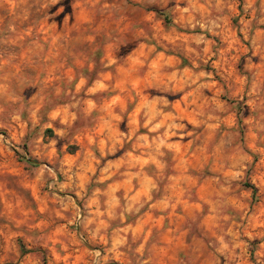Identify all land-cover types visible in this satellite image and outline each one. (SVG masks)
<instances>
[{"label":"crops","instance_id":"crops-1","mask_svg":"<svg viewBox=\"0 0 264 264\" xmlns=\"http://www.w3.org/2000/svg\"><path fill=\"white\" fill-rule=\"evenodd\" d=\"M255 1L259 2V6H264V0H244L242 7L249 8ZM21 3L18 2L17 6ZM123 7L136 13V16L123 15V11L118 10ZM191 7L198 11V24H208L213 29L219 27L220 21L226 20L220 17L204 20L207 7L194 1L183 7L180 22L192 20L189 14ZM133 8L123 3L118 7V0H104L98 10L91 9L84 18L83 22L87 23L90 31L98 29L109 37V42L104 41L103 44L102 61L106 66L114 65V70L98 73V79L85 91L89 99H86L83 107L84 113L89 115L95 112L98 119L94 128L83 132L84 136L83 133L79 134L85 148L82 160L76 163L78 155L74 159L69 155L70 158H65L58 166L66 176L64 184L60 185L54 177L50 183L54 187L53 192L49 193L51 197L58 194L61 186H65L75 189V197H72L75 201L84 194L88 183L102 184L109 181L104 189L94 188L83 205L87 213L83 231L89 234L88 243H98L102 252L98 259H92L91 252L82 248L84 258L76 259L78 243L72 234L64 233L68 239L61 248L66 253L55 256L50 264H95L96 261L99 264H111V261L118 264V260L123 262L129 259V247L126 245L129 238H133L137 244L133 256H137L138 264H264V259H248L245 253L249 242L246 235L257 234L260 229L233 220L238 215L242 220L247 216L245 200L249 198V193L242 190L236 181L244 175L246 164L250 161L249 152L262 156L259 160L261 164L254 166V172L261 173L260 168L264 164V15L256 22L251 21L250 17L240 19L245 30L251 23L256 25L248 37L247 48L242 47L233 34L226 33L225 26L214 32L228 43L226 50L234 42L240 45L241 66L230 78H226V85L233 88L232 94L236 97L242 95L246 87L249 89L248 94L253 95L248 102L251 118L245 120V137L238 141V133L233 127V114L227 104L220 100L219 83L213 79V75L205 71L194 73L186 67L180 69L181 60L169 51L181 47L188 51L184 53L186 57L191 55L190 52H196V49L202 51L201 56H192L190 60L200 57L205 61L215 55L212 63L216 68L215 73L221 75L225 71L227 53L223 50H218L217 54L213 52L212 40L203 34L185 36L166 32L160 24L153 22L152 14ZM94 11L98 12L99 17L91 15ZM229 14L233 16L234 12L230 11ZM141 24L144 26L138 28ZM122 26L131 28L130 34L135 40L144 37L149 41L154 40L156 44L140 42L120 64H115L117 59L114 49L118 47V31ZM155 28L157 31L153 32ZM40 32L44 38L55 39L51 23ZM243 39H246V35ZM95 41H90L92 50L99 44ZM157 46L161 48L158 52ZM51 55L61 56L60 48ZM88 69L91 71L93 66L88 65ZM53 72L52 69L54 75ZM86 82L82 78L78 84L84 86ZM187 87L190 89L183 92ZM149 90H157L160 94L183 93L180 98L170 102ZM103 93L107 95L99 98L98 95ZM75 106L74 103L60 106L51 111L48 117L57 120L61 126L71 124L75 116L71 108ZM124 116L127 119L126 130L119 132L118 122ZM138 120L141 123L148 121L143 126L149 132L147 135L139 133L136 126ZM196 127H201V130L196 131ZM61 131L64 130L59 127L54 132L61 135ZM127 143L130 152L119 158L105 160L107 155H113ZM157 147L163 149L156 154ZM131 151H139L143 155L133 157ZM94 152L98 156H94ZM48 153L52 156L53 148ZM103 160L98 178L93 181L92 176L96 172L94 161ZM206 165L212 173L209 177L200 174ZM46 168L51 170L49 166ZM168 170L170 174L166 176ZM2 172L11 173V170ZM42 178L41 172L38 179L28 185L31 188L42 186ZM164 180L160 188L159 183ZM133 182L137 187L134 191ZM3 185L0 181L2 201L5 193L9 192ZM192 190L194 192L190 195ZM31 193L36 199L41 197L40 193ZM118 193L128 195L124 206L119 203ZM154 194H157L156 199H153ZM146 205L147 210L133 224L126 221L132 212ZM204 207L206 213L200 220L199 230L203 237L217 242L218 250L224 253L221 259H212L207 245L193 235L187 226L188 221L194 220ZM228 210H232V216L227 214ZM51 233L47 241L39 245L49 248L50 241L60 242L53 238L56 231ZM12 237L7 228L0 226L1 250H7ZM259 245L257 254L264 258V240ZM236 248H239L238 252ZM70 256L74 259H68ZM38 263L39 259H0V264Z\"/></svg>","mask_w":264,"mask_h":264},{"label":"rangeland","instance_id":"rangeland-1","mask_svg":"<svg viewBox=\"0 0 264 264\" xmlns=\"http://www.w3.org/2000/svg\"><path fill=\"white\" fill-rule=\"evenodd\" d=\"M103 1L24 0L21 3L20 0H0V181L9 191L3 196V201L0 198V226L7 228L13 235L8 242L7 250L0 249V259H39L38 264H50L51 259H54L55 256L66 253V250L61 247L63 242L68 239L65 236L67 233L72 234L78 243L77 248L79 249L75 250L76 259L84 258L83 252H81L82 248L91 252L92 259H98L102 252L98 243H88L89 234L83 231V221L87 216L83 205L85 198L94 188L104 189L109 181L102 184L88 183L84 190L85 196L83 194L75 201L72 199L75 197V189L61 186L55 196L51 197L49 193H52L54 189L50 186L53 177L60 185L66 181V176L58 169L61 162L70 156L74 159L76 155H78L76 163L82 160L85 148L79 134L91 130L97 123V113L92 112L87 115L83 110L86 99H89V95L85 93L86 89L98 79V73L114 70V65L106 66L102 61L103 44L104 41L109 42V37L98 29L90 31L87 23L83 22L84 18L90 14V10L93 8L98 10ZM194 1L207 7L204 20H214L220 17L225 18V21L228 22V17H230L229 22L220 21L219 27L213 29L207 26L208 24H198L200 17L194 7L189 9L190 20H192L188 23L180 22L179 17L183 13V7ZM243 1L118 0V7H121V3H123L127 6L137 7L139 12L152 14L153 22L160 24L166 32H176L185 36L203 34L212 40L213 52L217 54L218 50H223L227 53L225 71L221 75L215 73L216 68L212 63L215 55L205 61H202L200 57L190 60L192 56H201L202 51L196 49V52H190L191 55L187 57L184 53L188 51H184L181 47H174L169 51L171 55L181 60L180 69L186 67L194 73L205 71L213 75V79L219 83L220 100L227 104L229 111L233 114V127L238 133V141L245 137V120L250 117L248 102L253 95L248 94L249 89L246 87L242 95L236 97L232 94L233 88L226 85V78H230L241 66L242 57L238 50L240 45L234 42L232 47L226 50L228 43L214 32H218L222 26H225L226 33L233 34V37L241 42L242 47H248V37L256 25L249 22L251 24L247 25L245 30L240 19L244 20L250 17L251 21H258V18L264 15V6H259V2L255 1L249 8L242 7ZM18 2L21 3L20 6H17ZM13 3H15L14 7H12ZM118 10L123 11V15L136 16V13L125 10L124 7ZM155 10L167 13L172 19V25L165 27L163 20L158 18ZM230 11L234 12L233 16H229ZM91 15L99 17L97 11ZM46 22L49 26L50 23L53 25L55 39L44 38L41 35L40 31L48 26ZM143 26L141 24L138 28ZM130 29L125 26L119 28L118 47L114 49L117 59L115 64H120L140 42L149 45L155 43L154 40L149 41L144 37L135 40L134 36L130 34ZM152 31L156 32L157 30L155 28ZM244 35H246L245 40L243 39ZM90 41L99 44L92 50L89 46ZM58 48L61 50V56H49ZM160 49V46H157V52ZM96 50L100 51L99 62L102 69L97 72L96 79L89 82L82 69H88L90 64L94 67ZM182 59L186 60V64H182ZM52 69L54 75L51 73ZM82 78H85L87 82L84 86H79L78 81ZM189 89L190 87H187L183 92ZM182 93L173 95L153 92L152 94L163 96L171 102L180 98ZM103 94L98 97L102 98L107 95V93ZM57 99L62 102L57 103ZM70 103L76 104L75 108H71L75 114L71 124L67 123L61 126L57 120L49 119L48 114L51 111ZM129 108L128 106V110ZM126 122L125 116L118 122L119 132L126 130ZM59 127L64 130L61 131V135L54 132ZM200 128L196 127L195 130L199 132ZM46 130L51 132H46ZM139 133L147 135L149 132L145 128ZM217 135L219 136L220 132ZM256 136L258 139L260 138L257 133ZM262 144H264V137ZM50 148H53L52 156L48 153ZM126 152H130L129 143L124 144L123 148L113 155H107L105 160L119 158ZM131 152L133 157L143 155L139 151ZM93 155L98 156L96 152ZM248 155L250 161L246 164L244 175L241 180L236 181L242 190L249 193V198L245 200L247 216L242 220L238 215V217H233V220L235 223L247 224L249 227L255 226L260 229L257 234L246 235L245 238L249 242L246 245L245 253L248 259H264L257 254L259 244L264 240V164L260 168L261 173L254 172V166L261 164L259 160L262 156L252 152H249ZM103 163L104 160L94 161L96 172L92 176L93 181L98 178V171L102 168ZM46 166H49L51 170ZM7 169H10L11 173L2 172ZM40 170L43 173L42 186L35 185L31 188V185L28 184H31L34 179H38ZM45 170L48 172L44 173ZM169 174L170 170L166 176ZM200 174L207 177L212 175L208 165L201 169ZM24 183L27 185L25 186ZM164 183L165 180L160 182L159 187L161 188ZM245 183L256 188L255 201L251 190L243 186ZM132 185L133 191L136 190L135 182ZM32 191L40 193L41 197L34 198ZM193 192L192 190L189 194L191 195ZM126 196L118 193L120 205L126 204L128 198ZM156 197L157 194H154L153 199ZM147 208V205L142 206L136 212H132L126 221L133 224ZM205 213L204 207L194 220L188 221L187 226L190 227V232L193 235L202 239V242L207 245L212 259H221L224 253L218 250L217 242L214 243L212 238L203 237L199 230L200 220ZM227 214L232 216V210H228ZM51 231H56L53 238L60 242L50 241L49 248L39 245L40 242L47 241L49 235H52ZM255 232L257 231L255 230ZM41 236L43 237L41 238ZM126 245L129 247L127 250L129 259H124L123 262L118 260V264H138L137 256H133L134 248L137 245L133 242V238H129ZM235 250L238 252L239 248ZM68 259H74V257L70 256ZM111 262L114 264V261ZM95 264H99V262L96 261Z\"/></svg>","mask_w":264,"mask_h":264},{"label":"trees","instance_id":"trees-1","mask_svg":"<svg viewBox=\"0 0 264 264\" xmlns=\"http://www.w3.org/2000/svg\"><path fill=\"white\" fill-rule=\"evenodd\" d=\"M239 2H241V0H239ZM240 8H241V6H240ZM155 12H156L158 18L163 20V23H164L165 27H170L172 25V19L167 13H165L164 11H159V10H155ZM95 52H96V54L95 53L94 54H95L96 58L94 60L93 69L91 71H88V69H82L83 74L88 78L89 82H92L94 79H96L97 72L100 69H102L101 64L99 62L100 51L96 50ZM182 64H186V60L185 59H182ZM60 102H62V101L60 99H57V103H60ZM46 106H47V103H46ZM47 108H50V107H47ZM46 132H51V131L50 130H46ZM27 161H30V159H27ZM243 186L245 188L251 190L252 197H253V199L255 201L256 188L253 185L247 184V183L243 184Z\"/></svg>","mask_w":264,"mask_h":264},{"label":"bare ground","instance_id":"bare-ground-1","mask_svg":"<svg viewBox=\"0 0 264 264\" xmlns=\"http://www.w3.org/2000/svg\"><path fill=\"white\" fill-rule=\"evenodd\" d=\"M122 59V58H121ZM157 90H159V89H157ZM157 90H154L155 92L157 91ZM151 91V93H153L154 91L153 90H149V92ZM155 118H156V116H155ZM148 124V121L147 120H145V122H143V123H141L139 120L137 121V124H136V126H137V128L139 129V131H143L145 128L143 127V126H145V125H147ZM124 146V145H123ZM123 148V147H122ZM163 148H160V147H157V149H156V154L157 153H160L161 152V150H162ZM120 151V150H119Z\"/></svg>","mask_w":264,"mask_h":264}]
</instances>
